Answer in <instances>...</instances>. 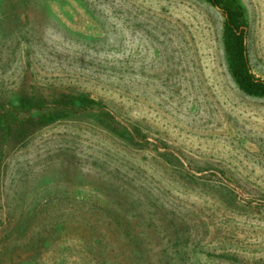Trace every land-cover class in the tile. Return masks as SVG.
Masks as SVG:
<instances>
[{"label": "rangeland", "instance_id": "rangeland-1", "mask_svg": "<svg viewBox=\"0 0 264 264\" xmlns=\"http://www.w3.org/2000/svg\"><path fill=\"white\" fill-rule=\"evenodd\" d=\"M224 30L207 0H0V104L103 108L0 130V264H264V97Z\"/></svg>", "mask_w": 264, "mask_h": 264}, {"label": "trees", "instance_id": "trees-1", "mask_svg": "<svg viewBox=\"0 0 264 264\" xmlns=\"http://www.w3.org/2000/svg\"><path fill=\"white\" fill-rule=\"evenodd\" d=\"M225 15L224 45L232 75L245 93L264 97V78L256 76L249 64L246 35L248 21L240 0H207ZM101 103L87 95L58 94L51 99L44 96H25L20 104H0V130L16 131L22 119L46 125L60 118L95 110Z\"/></svg>", "mask_w": 264, "mask_h": 264}]
</instances>
